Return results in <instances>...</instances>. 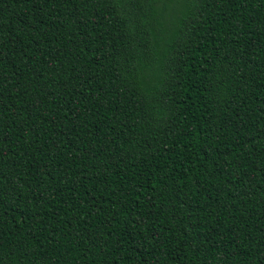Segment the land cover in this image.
<instances>
[{"label":"trees","instance_id":"1","mask_svg":"<svg viewBox=\"0 0 264 264\" xmlns=\"http://www.w3.org/2000/svg\"><path fill=\"white\" fill-rule=\"evenodd\" d=\"M0 264H264V0H0Z\"/></svg>","mask_w":264,"mask_h":264}]
</instances>
